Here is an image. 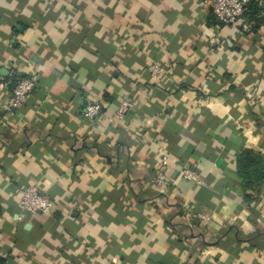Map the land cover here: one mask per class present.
<instances>
[{
    "label": "crops",
    "instance_id": "obj_1",
    "mask_svg": "<svg viewBox=\"0 0 264 264\" xmlns=\"http://www.w3.org/2000/svg\"><path fill=\"white\" fill-rule=\"evenodd\" d=\"M209 2L0 0V264H264V183L246 203L235 170L264 157V23ZM11 69L35 87L7 112ZM29 186L50 215L20 208Z\"/></svg>",
    "mask_w": 264,
    "mask_h": 264
},
{
    "label": "built area",
    "instance_id": "obj_2",
    "mask_svg": "<svg viewBox=\"0 0 264 264\" xmlns=\"http://www.w3.org/2000/svg\"><path fill=\"white\" fill-rule=\"evenodd\" d=\"M251 0H210L209 8L213 17L223 26H234L241 22L244 25L243 14L246 6ZM263 2V0H261ZM151 74L156 77L159 74V68L151 66ZM10 79L15 80L11 88L10 96L4 105L7 112L16 111L22 107L27 97L33 92L35 82L32 78H23L16 75L15 70H10ZM132 104L128 100H122L115 112V120L123 121L131 110ZM103 110L100 102H88L81 109V117L87 121H95ZM170 168V162L166 156H160L156 163V172L154 184L157 188L165 187L167 180V171ZM178 175L187 181L197 182L198 176L195 169L191 166H180L177 169ZM18 204L20 208L31 215H50L53 207V201L42 195L34 186H29L21 190Z\"/></svg>",
    "mask_w": 264,
    "mask_h": 264
},
{
    "label": "trees",
    "instance_id": "obj_3",
    "mask_svg": "<svg viewBox=\"0 0 264 264\" xmlns=\"http://www.w3.org/2000/svg\"><path fill=\"white\" fill-rule=\"evenodd\" d=\"M264 1V0H263ZM261 0H251L243 14L244 25L256 30L264 23ZM211 17L217 21L212 14ZM218 24L222 25L217 21ZM15 84L12 79L11 87ZM236 178L246 203H253L260 194L264 183V157L250 149H242L235 157ZM250 192H254L252 196Z\"/></svg>",
    "mask_w": 264,
    "mask_h": 264
}]
</instances>
